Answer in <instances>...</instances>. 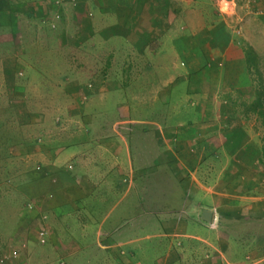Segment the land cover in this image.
I'll return each mask as SVG.
<instances>
[{"label": "crops", "instance_id": "crops-1", "mask_svg": "<svg viewBox=\"0 0 264 264\" xmlns=\"http://www.w3.org/2000/svg\"><path fill=\"white\" fill-rule=\"evenodd\" d=\"M216 2L0 0V103L16 114L0 143L24 162L8 169L19 208L0 248L21 264H264L263 151L225 97L254 93L248 56L236 0L231 15ZM240 2L264 15V0ZM134 87L163 112L121 98L99 119L104 94Z\"/></svg>", "mask_w": 264, "mask_h": 264}, {"label": "rangeland", "instance_id": "rangeland-1", "mask_svg": "<svg viewBox=\"0 0 264 264\" xmlns=\"http://www.w3.org/2000/svg\"><path fill=\"white\" fill-rule=\"evenodd\" d=\"M213 2L217 3V0H212ZM244 1V0H243ZM238 8L237 11L230 17V23L233 25V30L235 31L234 34L240 39L241 46L245 47L246 50L247 48L249 49V46H251L250 42H248L245 37L243 36L246 34L249 39V41H253L255 44L256 48L255 49L256 53L252 56H254L255 61L257 63V68L254 66V68L249 71L250 77H251V85L253 87V94L251 97L247 98L248 101H251V99H255L253 97H256V93L258 91V88L261 89L263 92V104L262 108L264 111V15H252L246 13L247 11L244 10L241 7V2L240 0H236ZM201 10L203 12L208 13V9H206L205 3L201 4ZM241 17L242 20L239 18ZM243 23V33H238L236 32L237 29H239V24ZM242 28V27H241ZM26 72L28 75H31V81L33 82L34 78H38L36 83L40 87H47L48 90H52V83L49 80V76L47 75V72L42 70L41 68L37 67L36 69H33L31 67H26ZM46 68H48V65L46 63ZM162 71V70H161ZM162 75L164 76V72H162ZM113 78L115 77L114 75L112 76ZM111 77V78H112ZM123 78L120 79L122 81ZM221 80V79H220ZM262 80V84H261ZM259 81L261 88L259 86ZM136 90V88H131L130 93L126 94L124 91L121 93H108L104 94L103 96H106L105 100L103 102L105 104L101 110L99 111L98 117L99 119H102L106 121L107 123L115 117V113L117 111L114 110V107L118 102L121 101V98L123 100H126L130 102L129 104V113L134 116H138L139 113L141 116L149 117V116H158L160 113L163 112V105L160 106V103L157 100H153L152 98V93H147L145 94L144 92L139 93L141 96V99L136 96L132 99L133 96L131 92ZM221 95V94H220ZM236 96V95H233ZM239 96V95H237ZM245 97V96H244ZM102 101H98L96 103H101ZM240 102V101H239ZM138 104V105H135ZM106 108V110H105ZM240 109L241 115L247 119V124L253 125V130L257 133L258 136V141L261 145L262 151L264 148V122L263 119L255 114H252L250 112H246V107L243 108V106H238ZM6 109V110H5ZM24 110V109H23ZM5 112V114H3ZM5 106H3L0 103V121H8L9 118L15 117V113L12 114L10 113ZM157 113V114H156ZM103 114H106V117L103 116ZM5 127H1L0 133L2 134L1 137L4 139L5 137L9 136L10 133V127L8 123L4 124ZM10 139V138H9ZM9 139L7 141H9ZM9 142H2L0 143V240L1 238H4L6 234H9L11 229H13V223L14 220L17 219L18 217V209L19 205H16L15 201L12 200L16 195L15 191L11 188L13 184L15 183V180L12 181L11 179L13 178V175L9 173L8 169H18L22 168L21 165H23V159L22 157H17V155H14L13 153H10V147ZM9 154H12V156L9 157ZM19 156V155H18ZM12 157V158H11ZM15 167H14V166ZM10 180V181H9ZM15 199V198H14ZM19 202V200H18ZM3 243L0 252L9 249L10 247H7L9 243L8 238L2 240Z\"/></svg>", "mask_w": 264, "mask_h": 264}, {"label": "trees", "instance_id": "trees-1", "mask_svg": "<svg viewBox=\"0 0 264 264\" xmlns=\"http://www.w3.org/2000/svg\"><path fill=\"white\" fill-rule=\"evenodd\" d=\"M247 67L249 69V71H251L254 66H256L257 68V63L255 61L254 55L256 52L254 50V48L252 46H249V49L247 48ZM259 86L261 88L260 85V81H259ZM261 84H262V80H261ZM227 100H229L233 106L238 109V106H243V108L246 107V112H250L252 114H255L259 117H261L263 119L264 122V111L262 108V104H263V92L261 91V89L258 88V91L256 93V97H253L255 99H251V101H248L247 98H243L241 96H233V95H226L225 96ZM240 101V102H239ZM261 161L264 162V148H263V152H262V157H261Z\"/></svg>", "mask_w": 264, "mask_h": 264}, {"label": "built area", "instance_id": "built-area-1", "mask_svg": "<svg viewBox=\"0 0 264 264\" xmlns=\"http://www.w3.org/2000/svg\"><path fill=\"white\" fill-rule=\"evenodd\" d=\"M22 74V73H21ZM44 220L47 219V215H43ZM50 229L47 226H43L38 230V240L41 245L48 243L50 238ZM21 253L19 248H10L0 252V264H21ZM61 264H65L64 261H61Z\"/></svg>", "mask_w": 264, "mask_h": 264}, {"label": "clouds", "instance_id": "clouds-1", "mask_svg": "<svg viewBox=\"0 0 264 264\" xmlns=\"http://www.w3.org/2000/svg\"><path fill=\"white\" fill-rule=\"evenodd\" d=\"M220 3L222 4V7H221L220 11L222 13H228L229 15H231L232 11H230V8H229V0H220ZM231 3H232V9L234 11V9H235V0H231Z\"/></svg>", "mask_w": 264, "mask_h": 264}, {"label": "water", "instance_id": "water-1", "mask_svg": "<svg viewBox=\"0 0 264 264\" xmlns=\"http://www.w3.org/2000/svg\"><path fill=\"white\" fill-rule=\"evenodd\" d=\"M212 211L210 209H203V214H202V219L208 221V222H211L212 220Z\"/></svg>", "mask_w": 264, "mask_h": 264}]
</instances>
